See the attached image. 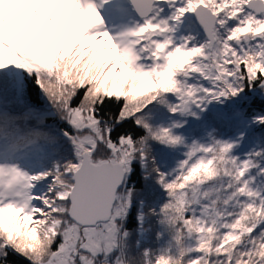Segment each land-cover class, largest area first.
Masks as SVG:
<instances>
[{
    "label": "snow or ice",
    "instance_id": "obj_1",
    "mask_svg": "<svg viewBox=\"0 0 264 264\" xmlns=\"http://www.w3.org/2000/svg\"><path fill=\"white\" fill-rule=\"evenodd\" d=\"M0 264H264V0H0Z\"/></svg>",
    "mask_w": 264,
    "mask_h": 264
}]
</instances>
